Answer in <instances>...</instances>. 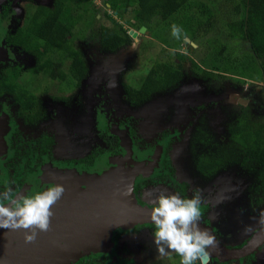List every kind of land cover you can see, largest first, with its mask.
Returning <instances> with one entry per match:
<instances>
[{
  "label": "rangeland",
  "instance_id": "374dc122",
  "mask_svg": "<svg viewBox=\"0 0 264 264\" xmlns=\"http://www.w3.org/2000/svg\"><path fill=\"white\" fill-rule=\"evenodd\" d=\"M6 1L0 0V49L8 55L0 58V65L19 66L21 71H26L34 61L26 55V49V54L23 53L21 45L24 42L35 43L31 37L24 35L35 5L30 1L11 0L1 18ZM50 1L36 0L44 5H49ZM125 1L117 0L116 3L123 4ZM84 5L87 15L75 31L72 47L81 54L85 63V77L71 96L69 92H63L66 97L63 102L51 100L47 95L37 96L38 108L43 114L42 122L29 133L20 128V134H23L20 139L26 147L43 132L49 134L55 143L52 158L50 162L45 159L38 164L32 161L33 169L28 171L26 167L30 163L25 159L14 162L16 158L12 151H8L0 157V191L10 189L13 195H30L57 184L59 178L68 181L91 178L116 163H127L129 154L125 153V144L118 139L115 149L110 151L101 137L109 133L118 138L121 131L137 160L147 162L155 157L146 173L132 178L128 192L132 203L137 205L142 202L144 206L153 207L160 190L190 197L198 188L202 198L198 223L210 228L225 247L247 244L256 231L264 228V180L252 160L242 161L244 152L231 142L227 128L242 115L251 119L264 116L263 83L239 76L235 65L226 58V53L224 57H217L216 49L219 42L224 41L225 30L220 28L219 23L212 24L199 13L179 10L161 24L152 26L151 32L138 34L129 47L109 54L101 50L91 32L96 26L94 19L99 17L95 16L96 6L102 10V1L84 0ZM107 12L112 14L110 10ZM113 18L123 25V29H132L137 33L138 29L130 28L127 22H134L130 14L124 15V19L119 15ZM227 20V17L223 18L221 24ZM174 25L179 29L176 35L172 34ZM230 45L232 49L236 48L238 54L246 52L244 45L235 42ZM178 55L182 56L180 62ZM163 61L180 64L181 79L175 86L153 95L142 104L121 98L126 90H136L153 65ZM192 63L221 77L204 79L207 82L195 78ZM66 69L67 62L63 71ZM19 82L35 95L44 86L49 88L52 85V81L28 72L20 75ZM230 96L246 101V104H241L245 106L246 113L239 112L236 107L239 103L230 100ZM203 104L208 105L210 110L200 124H203L201 135L193 139V129L196 130L198 124L196 111ZM2 107L5 109L0 110V118L4 116V125L8 126L10 133L16 130L17 125L12 121L13 107L9 101H5ZM68 107H72V113L68 112ZM44 110L47 112L44 113ZM3 111L6 112L1 115ZM50 114H57V117H50ZM131 131L134 137L130 135ZM162 131L164 134L160 135ZM16 135L19 137V134ZM25 149L28 154V148ZM96 151H99L98 156L91 165L80 162V159ZM199 158L205 162L215 161L217 166L207 174L200 173L195 170V162ZM30 159H34L32 154ZM148 224L150 227H147ZM152 232L151 223L112 224L107 229L105 248L80 250L64 264H179V259L176 263L171 261L173 251L166 255L158 253ZM25 261H28L25 264L51 263L34 256L29 260L25 257L20 264ZM216 261L207 249V260L202 263L199 257L195 264H216ZM226 264H264V244L252 254L228 260Z\"/></svg>",
  "mask_w": 264,
  "mask_h": 264
},
{
  "label": "trees",
  "instance_id": "16d2710c",
  "mask_svg": "<svg viewBox=\"0 0 264 264\" xmlns=\"http://www.w3.org/2000/svg\"><path fill=\"white\" fill-rule=\"evenodd\" d=\"M34 3V9L28 18L24 28V35L29 36L34 44H24L22 48L35 59V64L27 69L33 76H42L43 79H58L68 88H75L86 75V66L81 54L73 47L75 31L87 15V7L84 0H51L49 5L39 4L36 0H25ZM104 7H97L95 16H99L96 26L91 30L92 37L100 45L103 52L114 54L122 47H129L133 40L128 36L129 29H123L113 18L119 15L130 14V28L141 26L147 32L152 31V26L161 24L179 10L189 13H199L212 24L219 23L225 30L222 43L219 42L217 57H224L235 65V70L241 77L254 78L264 85V0H126L123 4L117 0H101ZM11 0H7L2 6L1 18L10 6ZM110 10L112 14H109ZM94 16V18H96ZM227 17L226 22L221 20ZM197 43L196 40L193 39ZM238 43L246 46V52L236 53L230 44ZM48 48V49H47ZM231 55V56H230ZM181 55H178V61ZM231 57V58H230ZM65 62L67 69L63 71ZM195 78L207 82L221 76L212 72L197 68L192 63ZM180 64L176 62H157L148 71L141 86L136 90H126L129 102H146L153 95L169 90L181 79ZM21 72L17 66L11 68L0 65V95H14V101L20 109L27 107V103L34 101L33 93L28 91L18 78ZM216 75V76H213ZM208 78V80H204ZM134 89V88H133ZM149 98V99H148ZM240 113H246L245 106L236 105ZM207 108L199 105L198 111L202 116L208 115ZM210 110V107H208ZM231 142L243 150V162L252 160L259 167V176L264 180V116L251 119L245 115L238 117L227 128ZM133 136V132H130ZM40 146V145H39ZM115 147V146H114ZM113 147V148H114ZM40 149L44 151V144ZM217 163L205 162L201 158L195 162V170L207 174L213 171ZM260 200L256 201L258 204ZM141 205L142 202H141ZM147 227H150L148 224ZM239 248V247H237ZM172 263H176L179 256L171 253ZM223 264V263H218Z\"/></svg>",
  "mask_w": 264,
  "mask_h": 264
},
{
  "label": "water",
  "instance_id": "95a60500",
  "mask_svg": "<svg viewBox=\"0 0 264 264\" xmlns=\"http://www.w3.org/2000/svg\"><path fill=\"white\" fill-rule=\"evenodd\" d=\"M145 32V27L141 26L137 33L129 30L128 35L136 40L138 34ZM191 45L195 46L193 43ZM2 55L3 51L0 50V56ZM229 98L239 104L246 103L234 96ZM0 131V157H3L6 151L4 119H0ZM123 143L125 153L129 154L127 163H116L91 178L70 181L59 178L57 184L66 186V191L64 188L65 192L52 206L53 215L48 231L38 232L34 241L26 243L22 229H0V264H20L25 257L29 260L34 256L43 262L50 261V264H64L80 250L105 248L108 241L107 229L112 224L151 223L149 213L152 207L132 203L128 192L132 178L146 173L155 157L150 161L140 162L130 151L125 137ZM198 224L213 234L206 225ZM263 244L264 228H261L242 248L225 247L216 238V244L208 247V250L215 259L226 261L248 256ZM200 259L204 263L207 256H200Z\"/></svg>",
  "mask_w": 264,
  "mask_h": 264
},
{
  "label": "clouds",
  "instance_id": "9594fccd",
  "mask_svg": "<svg viewBox=\"0 0 264 264\" xmlns=\"http://www.w3.org/2000/svg\"><path fill=\"white\" fill-rule=\"evenodd\" d=\"M178 32V27L174 25L172 34ZM63 192L61 184L48 186L30 195H13L10 189L0 191V229H22L24 241H34L38 232L48 231L53 215L52 206ZM201 203L198 188L190 197L159 191L149 218L153 225V243L160 255L173 251L179 256V264H195L200 256H207V249L216 244V237L198 224Z\"/></svg>",
  "mask_w": 264,
  "mask_h": 264
},
{
  "label": "flooded vegetation",
  "instance_id": "af4514ba",
  "mask_svg": "<svg viewBox=\"0 0 264 264\" xmlns=\"http://www.w3.org/2000/svg\"><path fill=\"white\" fill-rule=\"evenodd\" d=\"M11 3H12V1H11ZM133 43H134V41H133ZM0 50H2V49H0ZM22 51H23L24 54H26V52L24 51L23 48H22ZM3 54H4L3 56H0V58H2V59L6 58V55L5 54L8 55V53H6V52L3 53ZM26 55H28L29 57H31L33 59V61H34L33 65H34L35 64V59L29 53L26 54ZM13 67H15V66H13ZM13 67H11V68H13ZM17 67L20 70V67L19 66H17ZM20 72H21L20 75H22L23 72H28L30 75H32L28 70H26V71L25 70H23V71L20 70ZM44 80H46V79H44ZM46 81H49V82L52 81L51 87L47 88V87L44 86V88L39 93H37V95H35L33 93L34 101L31 102V103H27L26 104L27 107L25 108V110L24 109H20V106L18 105V103H16L14 101V99H15L14 98V95L13 96L12 95H8V94H1L0 95V110L5 109V107H2V104L5 101H9L11 107H13L12 113H13V116L14 117L13 118L11 117L12 118V121L14 120V122L17 123V125L15 126V129L16 130H13L10 133H9L8 126H5L4 125L5 128H6V132H5L4 136H3L4 141H5V146H6L5 153L7 154L8 151H12L13 156L16 158V159H14V162H17V161H20L21 162L22 159H25L26 162H29L30 165H28V167H26V169L28 171H30L31 169H33V163H32V161H34V162H36L38 164V162H41L42 160L47 159L48 162H50V160L52 158L53 151H54V146H55V143H54L53 138L49 134H47L46 132H43L42 134L38 135L34 139V141L29 142V144L27 145V147L22 144V140L20 139V137H23V134H20V128H23L25 132H28L29 133V132L33 131L34 129L36 130L37 129V126L39 125V123H41L42 120H43V114L41 115V112H40V110L38 108L37 96L39 98V97H42V96H46L47 95V96H49V98L51 100H54V101L55 100H61L63 102V100H66V97L63 96V92L64 91H67V92H69V95L71 96L72 95V92L78 87V86H75L74 89L68 91L69 88L66 87L63 84V82L60 81V80H58V79H54L53 78L51 80L48 79ZM18 82H19V78H18ZM58 86H60L61 88H59ZM63 86H64V89L62 88ZM126 92L127 91H125L124 95H122L121 98L126 99L129 102L130 99L126 96ZM70 101H71V98L69 100V103H70ZM130 103H132V102H130ZM134 104H142V102H139V100H138ZM234 105H236V104H234ZM238 105L241 106V104H238ZM202 106L205 107V108H207L206 109L207 110L206 112L208 113V105L203 104ZM198 108H197V111H196V116H197L198 124L196 126V130L193 129V139H198V136L197 135H199V134L201 135V130H202V125L203 124L202 125H200V124H201V122H203V119H205V117L207 118V115L202 116V113L205 110L204 111L202 110L201 112H199L198 111ZM5 112L6 111L1 112V115L4 114ZM45 112H47V110H44V113ZM68 112L69 113H72V107H68ZM52 116L54 118H56L57 117V114H55V116L52 115V114H50V117H52ZM0 119H4V116H1ZM16 134H19V137H17ZM162 134H164L163 131L160 132V135H162ZM7 137H9V140H8ZM101 137H102V142H104L105 146L110 151L113 150V149H115L114 146H116V144L118 142L117 141L118 139H119V142L121 144H125V143H123V137L124 136L122 135V132L121 131H119V133H118V138L114 134L111 135L109 133H107L105 135L102 134ZM132 137H134V136H132ZM41 144H44V151H42L40 149ZM23 146L25 148H28V154H27V152L25 153L26 149L23 148ZM98 152L99 151L92 152L89 156L83 158L82 160L80 159V162L81 163H85L87 165H91V163L94 161V158L96 157V155L98 156ZM31 154H32V156H33V158L35 160L34 159L33 160L30 159V155ZM4 156H5V154H4ZM64 188H65V191H66V186ZM136 188L137 187H135V189ZM139 205H141V204H139ZM141 206H144V205H141ZM245 245L246 244L240 245V246H237V247L242 248ZM237 247H234V248L237 249ZM241 258H243V257H241ZM241 258H239V259H241ZM216 260H217L216 261L217 262L216 264H218L220 262L223 263V264H226V261H228V260H226V261H219L218 259H216Z\"/></svg>",
  "mask_w": 264,
  "mask_h": 264
}]
</instances>
